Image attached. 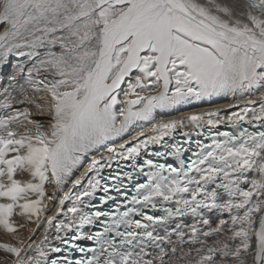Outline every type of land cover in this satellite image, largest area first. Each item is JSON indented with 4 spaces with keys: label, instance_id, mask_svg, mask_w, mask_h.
<instances>
[{
    "label": "snow or ice",
    "instance_id": "obj_1",
    "mask_svg": "<svg viewBox=\"0 0 264 264\" xmlns=\"http://www.w3.org/2000/svg\"><path fill=\"white\" fill-rule=\"evenodd\" d=\"M0 29V264H264V0H0Z\"/></svg>",
    "mask_w": 264,
    "mask_h": 264
},
{
    "label": "bare ground",
    "instance_id": "obj_2",
    "mask_svg": "<svg viewBox=\"0 0 264 264\" xmlns=\"http://www.w3.org/2000/svg\"><path fill=\"white\" fill-rule=\"evenodd\" d=\"M2 30V29H0ZM244 100L238 98L237 96L232 95H216L212 97H206L199 101H193L191 104H187L184 106H181L178 111H173L169 115L160 117L158 119H175L178 117L186 116L189 114H199V113H207L211 111H219L222 116H225V119L227 115H230L233 111H238V108H236V105L243 106ZM151 125H145V131H147ZM221 129L224 128V125L221 124ZM196 137H193L195 139ZM76 175H79V172L76 173Z\"/></svg>",
    "mask_w": 264,
    "mask_h": 264
}]
</instances>
